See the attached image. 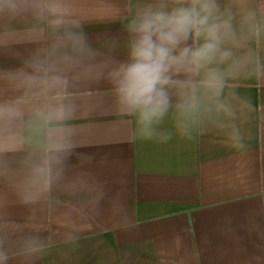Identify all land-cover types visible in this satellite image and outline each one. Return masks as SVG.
<instances>
[{
	"label": "crops",
	"instance_id": "crops-1",
	"mask_svg": "<svg viewBox=\"0 0 264 264\" xmlns=\"http://www.w3.org/2000/svg\"><path fill=\"white\" fill-rule=\"evenodd\" d=\"M130 2L68 0L93 46L118 59ZM52 39L30 14L0 11V105L20 110L0 118L4 264H264V82L241 79L234 89L254 109L237 121L243 149L210 123L183 138L170 117L161 125L169 141L132 139L134 120L117 112L111 85L64 50L70 114L61 128L74 150L41 190L32 169L49 151L36 116L44 101L5 73ZM110 39L119 46L109 50Z\"/></svg>",
	"mask_w": 264,
	"mask_h": 264
},
{
	"label": "clouds",
	"instance_id": "clouds-1",
	"mask_svg": "<svg viewBox=\"0 0 264 264\" xmlns=\"http://www.w3.org/2000/svg\"><path fill=\"white\" fill-rule=\"evenodd\" d=\"M5 10L14 16L30 14L53 36L23 67L5 73L44 101L36 116L49 151L32 169L39 189L48 187L74 150L61 128L70 114L62 95L69 81L58 67L69 59L64 50L77 64H85L96 82L111 85L117 112L134 120L132 139L169 141L172 132L161 125L170 117L183 138L192 139L194 131L203 132L210 123L224 132L233 148L246 147L237 121L254 109L250 98L234 89L241 79L264 82V0L130 2L123 59L93 46L68 0H0V11ZM118 46L116 39L106 44L109 50ZM19 114L16 105H0V118ZM5 261L0 252V264Z\"/></svg>",
	"mask_w": 264,
	"mask_h": 264
}]
</instances>
